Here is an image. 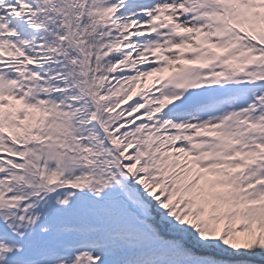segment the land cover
I'll return each mask as SVG.
<instances>
[{
  "label": "snow or ice",
  "instance_id": "1",
  "mask_svg": "<svg viewBox=\"0 0 264 264\" xmlns=\"http://www.w3.org/2000/svg\"><path fill=\"white\" fill-rule=\"evenodd\" d=\"M0 264H264V0H0Z\"/></svg>",
  "mask_w": 264,
  "mask_h": 264
}]
</instances>
